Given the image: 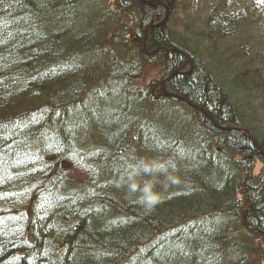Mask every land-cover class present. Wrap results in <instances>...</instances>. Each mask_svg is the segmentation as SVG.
<instances>
[{
	"label": "trees",
	"instance_id": "obj_1",
	"mask_svg": "<svg viewBox=\"0 0 264 264\" xmlns=\"http://www.w3.org/2000/svg\"><path fill=\"white\" fill-rule=\"evenodd\" d=\"M234 2L214 8L218 37L255 46L248 4ZM176 4L0 0V264H264V155L245 132L264 150L252 97L264 72L221 67L212 45L201 65L195 22L174 32ZM150 65L178 73L172 97L136 87ZM59 160L88 177L70 180Z\"/></svg>",
	"mask_w": 264,
	"mask_h": 264
},
{
	"label": "rangeland",
	"instance_id": "obj_2",
	"mask_svg": "<svg viewBox=\"0 0 264 264\" xmlns=\"http://www.w3.org/2000/svg\"><path fill=\"white\" fill-rule=\"evenodd\" d=\"M143 1V0H142ZM234 1V0H233ZM222 0L218 2L217 0H193L192 3L189 2H183L182 4H179L178 0H176L175 5V14L172 15L174 11H171L170 8L162 10V19H164L166 16V19L169 16H173L172 20V27L174 29V32L177 34H182L183 26L187 24H192V22H195V30L198 32V39L200 40L199 43H201L200 47L204 49L205 54L202 57L201 65H204L207 69L210 68V52L208 50L209 46H213L215 48L216 52H222L223 56L220 59L219 64L221 67H227L230 69V67L235 68H248L252 74L253 73H263L264 72V30H261V27H264V10L259 5V0H238V2H234V10H243V6L241 4H248V11L249 15H243L241 19L246 24H250L253 22L252 27L254 28V34H253V42L257 43L255 46L245 47L249 46V37H244V34L251 33V29L246 28H237L236 31L238 32V35L241 34V37H244V39H247V43H243L242 46H238L236 41L234 40L233 36L231 38L230 35L224 36L222 38H219L218 36L222 35L223 33L218 32V28L215 27L217 23H213L214 21V8H221L219 5H222ZM241 2V3H239ZM247 2V3H246ZM179 5L184 6L181 7L179 10ZM178 8V9H177ZM183 10L187 11V13H183ZM210 17L211 20H210ZM239 18V17H238ZM240 19V20H241ZM210 22H207L209 21ZM163 21V20H162ZM161 21V22H162ZM161 22L159 24H161ZM212 24V25H210ZM158 25V24H157ZM240 27L244 26L242 22L239 24ZM238 25V26H239ZM254 25V26H253ZM212 26V27H211ZM177 29V30H176ZM148 31L150 29H147ZM247 31V32H246ZM202 36V37H200ZM207 36V37H206ZM252 37V36H251ZM205 38H208L207 41ZM212 38V39H210ZM244 50H246L244 52ZM244 52V53H243ZM243 53L242 55H240ZM234 54H238L241 61L235 60ZM186 60L190 61L187 64L190 66V69L183 70L184 74H190L193 70L194 64L192 63L191 59L187 56ZM262 67H261V66ZM144 72L142 73V76L136 81V87L140 90H144L147 88H150L151 91V97L155 96L158 99L163 98L164 96H168L164 94V91L166 89L167 83L171 80L169 77L164 78L162 72L156 65H150L147 67ZM164 78V79H163ZM164 84V86H163ZM163 86V87H162ZM254 93L252 95L253 103L256 109L257 116H259L258 122L259 129L258 131H264V95L261 90L258 88H254ZM170 94V93H169ZM174 95V94H173ZM170 97V96H169ZM184 114V112H183ZM179 113H176L173 111L172 121H177ZM256 141V140H255ZM57 159L54 157H50L48 161L54 162ZM60 162V170H62L66 176L70 180H74L75 182H82L84 179H86L88 176L82 172L81 170L77 169L73 163L67 161V160H59ZM262 165L259 163L255 166V175H258L261 171Z\"/></svg>",
	"mask_w": 264,
	"mask_h": 264
},
{
	"label": "clouds",
	"instance_id": "obj_3",
	"mask_svg": "<svg viewBox=\"0 0 264 264\" xmlns=\"http://www.w3.org/2000/svg\"><path fill=\"white\" fill-rule=\"evenodd\" d=\"M143 171L146 174H151L152 172H158V171H160V166L155 164V163H152V164H147L146 163L143 166ZM135 175H136V172L133 171L128 176V180L129 181H133L130 184V188L134 192L138 188V184L136 182H134ZM166 179L168 180V182L170 184H178V183H180V178L178 176L168 175L166 177ZM153 188H154L153 183L152 182H148V183H145L143 185V187L140 189V191L142 192V197H141L142 201L145 202L146 204H148L149 206L155 205L161 199L160 194L155 192L153 190Z\"/></svg>",
	"mask_w": 264,
	"mask_h": 264
},
{
	"label": "water",
	"instance_id": "obj_4",
	"mask_svg": "<svg viewBox=\"0 0 264 264\" xmlns=\"http://www.w3.org/2000/svg\"><path fill=\"white\" fill-rule=\"evenodd\" d=\"M148 4H152L151 2H147ZM168 9V8H167ZM167 17V16H166ZM166 17L163 19V21H162V23L160 24V25H162L163 23H164V21L166 20ZM150 29H152V28H150ZM148 31V30H147ZM146 31V32H147ZM176 74H178V73H175V74H173V75H171L169 78L170 79H172ZM163 86H164V84H163ZM162 86V87H163ZM168 96H171L172 97V95L171 94H167ZM177 99L178 100H182L183 102H185L188 106H190L191 108H194L195 110H198V111H200V112H202V114L204 115V116H206V118L208 119V120H210V122L213 124V125H217L206 113H204L202 110H200V109H198L197 107H195V106H193L191 103H189L188 101H186L185 99H183V98H180V97H177ZM237 131H244V130H242V129H236ZM246 133H247V135L249 136V139L253 142V144L260 150V152L262 153V155H264V150L261 148V146L255 141V139L250 135V133L249 132H247V131H245Z\"/></svg>",
	"mask_w": 264,
	"mask_h": 264
},
{
	"label": "bare ground",
	"instance_id": "obj_5",
	"mask_svg": "<svg viewBox=\"0 0 264 264\" xmlns=\"http://www.w3.org/2000/svg\"><path fill=\"white\" fill-rule=\"evenodd\" d=\"M46 159H47V158H46ZM46 159H45V161H46ZM45 161H44V162H45ZM61 171H62V170H61ZM62 172H63V171H62ZM63 174H65V173L63 172ZM65 175H66V174H65Z\"/></svg>",
	"mask_w": 264,
	"mask_h": 264
}]
</instances>
